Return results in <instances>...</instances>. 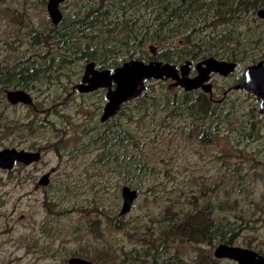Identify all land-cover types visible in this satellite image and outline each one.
<instances>
[{
    "label": "rangeland",
    "instance_id": "rangeland-1",
    "mask_svg": "<svg viewBox=\"0 0 264 264\" xmlns=\"http://www.w3.org/2000/svg\"><path fill=\"white\" fill-rule=\"evenodd\" d=\"M49 1L0 0V151L41 156L0 170V264H68L76 257L93 264H235L215 257L220 244L264 257V115L254 95L233 89L247 67L264 60V36L250 53L263 51L261 57L228 77L212 75L214 99L228 91L213 108L237 106L238 116L210 139L199 129L213 132V114L202 119L187 106L168 119L162 111L185 93L170 82L149 81L141 99L105 121L106 90L75 89L92 62L110 69L127 56L145 63L189 53H197L194 62L224 59L239 41L247 56L255 42L248 30L262 33L255 5L264 0H64L56 26ZM56 27L59 33H50ZM136 40L142 43L134 50ZM51 44L66 53L54 74ZM18 89L31 103L10 97ZM247 114L255 115L250 129L259 139L244 138ZM125 186L137 197L123 214Z\"/></svg>",
    "mask_w": 264,
    "mask_h": 264
},
{
    "label": "water",
    "instance_id": "water-1",
    "mask_svg": "<svg viewBox=\"0 0 264 264\" xmlns=\"http://www.w3.org/2000/svg\"><path fill=\"white\" fill-rule=\"evenodd\" d=\"M64 0H50L48 10L57 25L61 20L60 4ZM258 17L264 20V9L258 11ZM155 52V48L152 47ZM236 68V64L228 61H219L214 58H208L196 65L197 75L193 78L189 77L193 69V63L187 62L178 68L176 65L149 63L145 64L141 61H130L114 72L98 71L95 63H90L83 78V84L78 89L82 92H89L101 87L109 89L108 100L110 101L105 107L103 120L113 117L119 110L120 106L128 101H132L141 96L145 89V84L151 80L175 81V86H181L186 91H193L201 87L207 93L212 92L211 85H204L209 82L213 73L228 75ZM92 76V77H91ZM107 82V83H106ZM90 84L89 86H85ZM113 84L116 85L113 89ZM237 89L255 92L261 102L262 111L264 112V62L251 66L247 70L246 80L237 86ZM11 98H18L25 103H31V98L25 92L10 91ZM15 100V99H13ZM40 154L35 152L18 151L16 149H4L0 151V169H12L16 162L30 165L40 160ZM50 173L44 175L40 184L44 185L49 179ZM124 205L122 213H126L131 209L137 193L130 187L122 188ZM217 259H227L235 262V264H264V257L255 251L246 248L229 246L220 244L214 252ZM68 264H93L92 262L76 257L69 260Z\"/></svg>",
    "mask_w": 264,
    "mask_h": 264
},
{
    "label": "flooded vegetation",
    "instance_id": "flooded-vegetation-1",
    "mask_svg": "<svg viewBox=\"0 0 264 264\" xmlns=\"http://www.w3.org/2000/svg\"><path fill=\"white\" fill-rule=\"evenodd\" d=\"M61 8V6L59 7V9ZM99 10V8H95V9H93L89 14H87V17L88 18H90V17H92L93 15H95V14H98L99 12H97ZM259 11V10H258ZM258 11L256 12V16L258 17ZM55 25V24H54ZM56 26V25H55ZM57 28V27H56ZM60 50V51H59ZM151 52L154 54V55H156L157 53H156V50H155V52L152 50V48H151ZM262 54H263V51L262 52H260V53H255V54H252V55H250V56H248V60H242V61H234V60H228V59H216V60H219V61H228V62H231V63H234V64H236V68H235V70L233 71V72H231V73H229L228 75H222V74H220V73H213L212 75H214V74H216V75H219V76H222V77H228V76H230L231 74H233L238 68H239V64H242V63H247V62H251V61H255L257 58H259V57H261L262 56ZM66 57V53H63L62 51H61V49H60V47H58L57 46V49L56 50H54L53 51V56L51 57V59L52 60H49L48 61V68H49V72L51 73V74H54L59 68H57L56 67V62L55 61H57V59H59V58H65ZM170 56H168L167 58H166V61L165 62H157V63H162V64H170V65H176L178 68H180L181 66H183V65H185L187 62H192L193 63V69H195L196 70V65L199 63V62H194V60H185V63L183 64V65H178V63H173V62H169V60H168V58H169ZM168 60V61H167ZM206 60V59H205ZM130 61H136L134 58L133 59H131V60H127L126 62H124V63H122V64H118V63H116V64H114V65H112V67L110 68V69H99V68H97L96 67V70H98V71H109V72H114L116 69H118V68H120V67H122L125 63H128V62H130ZM202 61H204V60H202ZM42 62H44V61H42ZM201 62V61H200ZM261 62H264V60H261V61H259V62H256V63H253V64H251L249 67H251V66H254V65H257V64H259V63H261ZM93 63V62H92ZM143 63H145V62H143ZM149 63H155V62H149ZM149 63H145V64H149ZM96 65V64H95ZM55 67V68H54ZM249 67H247V69L245 70V73H244V77H243V82L246 80V76H247V70H248V68ZM193 69H192V72H193ZM36 70H37V68H36ZM2 71L4 72V73H8V71H9V68H2ZM86 72V71H85ZM85 72L83 73V75L85 76L86 74H85ZM192 72H191V74L189 75V77H191L192 76ZM197 72V71H196ZM197 75V74H196ZM195 75V76H196ZM212 75H211V78H210V81L209 82H206V83H204V85H211L212 86V92L211 93H207V92H205L204 90H203V88L201 87L200 89H197V90H193V91H186L185 90V88H183V87H181V86H175V81H172V80H169V81H162V80H154L155 82H158V83H162V84H164V83H167V85H168V83L170 82L171 83V87L173 88V89H177V90H180V91H184L185 93H184V95L181 97V98H189V97H192L191 98V100H190V102L189 103H191L192 101H194L195 103H197L198 105H197V107H196V109H197V113H199V115L201 116V118L202 119H205V118H208L210 115H212L213 114V116H215V114H217V113H225V112H227L228 111V109L227 110H225V111H223V109H215V108H213V103H218V104H220V103H222V102H226L227 101V99H226V96H227V93H228V91H226L225 93H224V95H223V98L220 100V101H216L215 99H214V96H213V93H214V88H213V84L211 83V80H212ZM84 76H82V80H81V83L80 84H78L76 87H75V89H77V90H79L78 89V87H79V85H82L83 84V78H85ZM195 76H192L191 78H193V77H195ZM92 77V76H91ZM86 79V78H85ZM243 82H241V83H238V84H236L234 87H233V89L234 90H236V91H242V92H247V93H250V94H252V95H254V97L256 98V100L259 102V112H260V114L261 115H264V112L262 111V102H261V100H260V98H259V96L255 93V92H250V91H244V90H242V89H237V86H239L240 84H242ZM107 83V82H106ZM149 82H147L146 84H145V89H144V92H143V94L141 95V96H139V97H137L136 99H134V100H132V101H128V102H134L135 100H139V99H141L143 96H144V94H145V92H146V89H147V84H148ZM90 84H87V85H85L86 87L87 86H89ZM20 86H23V85H20ZM24 87V86H23ZM115 87H116V85L115 84H113V89H115ZM22 88V87H21ZM231 89V88H230ZM100 90H106V98H108V93H109V89L106 87H101V88H98V89H96V90H93V91H89V92H96V91H100ZM17 91H21V92H26V90H23V89H18ZM198 91H201V92H203V94H201V96H196V95H194L193 93H195V92H198ZM230 91V90H229ZM27 93V92H26ZM28 94V93H27ZM181 98H174L173 100H171V99H168L167 100V103H165L163 106H162V111L163 112H165L166 114H167V117H168V119L169 118H172V117H175L176 115H181V113H182V111L181 110H179L178 108H176V106H174V104H172L171 102L173 101H175V100H178V99H181ZM125 103H127V102H125ZM125 103H123V104H125ZM122 104V105H123ZM121 105V106H122ZM200 105H202V109L200 110L199 109V106ZM121 106H120V108H121ZM119 108V109H120ZM169 111H168V110ZM104 110H105V107H104ZM104 110H103V112H104ZM122 112V111H121ZM105 113V112H104ZM191 113V115H192V112H190ZM116 115V114H115ZM216 117V116H215ZM216 128L215 127H213V132H210L209 134H208V128L206 127V128H200L199 130H200V132L203 134V136H205V138H208V139H210L213 135H214V133L216 134V131L218 132V131H220V124H222V123H225V124H227V125H232L233 123H229L227 120H225L224 118H216ZM257 121H255V120H250V121H248V123H246V125L245 126H248V131H247V133L245 134V136H244V138L245 139H247V140H254V139H259V138H255V136L254 137H252V134H251V127L253 126V124H255ZM260 124V123H259ZM194 129L195 130H197L198 128L195 126L194 127ZM236 134V133H235ZM236 141H237V143L239 144V140H238V136H237V134H236ZM9 149V148H8ZM15 149V148H14ZM16 150H18V149H16ZM18 151H21V150H18ZM24 151H26V152H33V153H35V152H37V153H39L38 151H27V150H24ZM40 154V153H39ZM16 164H22V165H25L24 163H21V162H16L14 165H16ZM1 170V169H0ZM85 260H87V259H85ZM89 261V260H88ZM69 263V262H68Z\"/></svg>",
    "mask_w": 264,
    "mask_h": 264
},
{
    "label": "trees",
    "instance_id": "trees-1",
    "mask_svg": "<svg viewBox=\"0 0 264 264\" xmlns=\"http://www.w3.org/2000/svg\"><path fill=\"white\" fill-rule=\"evenodd\" d=\"M264 7V5L263 6H260V5H258V4H256L255 5V16H256V12H257V10L259 9V8H263ZM250 13H253V12H251L250 11ZM139 16V15H138ZM138 16H137V18H138ZM231 16H235V15H231ZM253 16H254V14H253ZM258 19H260L259 17H258ZM260 20H262V19H260ZM257 21V20H256ZM225 24H229V23H225ZM258 24V22H255V21H252V25H257ZM259 25V31H261L262 33L260 34V35H258V31L257 30H255L254 28L253 29H250V30H248L249 31V33H252V32H255V34H253V38L252 39H255V42H252V45L250 46V48L249 49H246L247 51H248V53H247V56L246 55H244V54H242V55H240L239 54V46L241 45V44H243V47H245V44H244V42H240L239 41V43L236 45V46H230V45H228V49H229V51H226V53L223 55V58L224 59H228V60H234V61H242V60H244L245 58H247L249 55H250V53H251V50H252V48L254 47V45L255 44H257L258 43V38H262L263 36H264V24L263 23H260V24H258ZM260 25H262V26H260ZM251 27V26H250ZM52 32H56V34H58L59 33V31H58V28H57V30L56 29H51L50 30V33H52ZM159 33H160V31H158L156 34H155V38H159L160 36H158L159 35ZM50 35V34H49ZM53 38H55V35H53ZM52 38V39H53ZM248 38V37H247ZM36 40V39H35ZM195 41V40H194ZM145 42H147V39H145ZM142 43V41H138V40H136L135 42H134V47H133V49L134 50H136L138 47H139V45ZM196 43V42H195ZM147 46V45H146ZM194 46V48H196L197 47V44H194L193 45ZM49 48L51 49H53V51L54 50H56L57 49V46H56V44L53 46L52 44H51V46H49ZM82 55L83 56H86L87 55V51H83L82 52ZM130 55V54H129ZM195 58H197V53H189V54H185V55H179V56H177V57H174V58H172V57H169L168 58V60H169V62L171 61V62H173V63H178V62H180V61H182V60H185V59H190V60H195ZM51 59V58H50ZM131 59H133V57L132 56H127L126 57V61L127 60H131ZM42 60L43 61H45V59L44 58H42ZM167 60V61H168ZM5 88H8V86H6ZM191 98L192 97H189V98H181V99H178V100H175L174 102H173V104H174V106H176V108H178L179 110H181V111H185V109L187 108V106H189V107H191V108H193V109H195L196 107H197V103H195L194 101H192L191 103H189L190 102V100H191ZM237 106H232V107H230L229 109H228V111L227 112H225V113H217V114H215V116H216V118H224L225 120H227L230 124L231 123H233V122H235V120H236V117L238 116V115H235V114H237ZM199 109L201 110L202 109V105H200L199 106ZM195 112H197V109L195 110ZM248 115V121H250L251 119H253V118H255V115H253V114H247ZM247 121V122H248ZM245 124V122H241L240 123V125L241 126H239V128L240 129H243L245 126H243ZM132 189V188H131Z\"/></svg>",
    "mask_w": 264,
    "mask_h": 264
},
{
    "label": "bare ground",
    "instance_id": "bare-ground-1",
    "mask_svg": "<svg viewBox=\"0 0 264 264\" xmlns=\"http://www.w3.org/2000/svg\"><path fill=\"white\" fill-rule=\"evenodd\" d=\"M260 18V17H259ZM261 19V18H260ZM122 197H123V195H122ZM123 201H124V198H123Z\"/></svg>",
    "mask_w": 264,
    "mask_h": 264
}]
</instances>
